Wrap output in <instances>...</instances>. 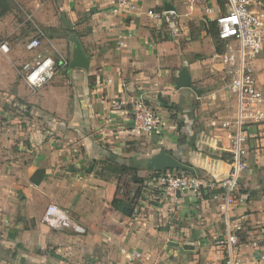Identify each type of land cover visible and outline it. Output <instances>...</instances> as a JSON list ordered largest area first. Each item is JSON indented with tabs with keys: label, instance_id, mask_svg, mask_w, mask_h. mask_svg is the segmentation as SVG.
<instances>
[{
	"label": "crops",
	"instance_id": "0c3cea01",
	"mask_svg": "<svg viewBox=\"0 0 264 264\" xmlns=\"http://www.w3.org/2000/svg\"><path fill=\"white\" fill-rule=\"evenodd\" d=\"M68 1L61 35L36 52L70 60L69 37L76 35L88 69L58 67L46 85L23 98L28 109L17 108L14 119L0 108V264H225L226 248L216 244L226 230L222 188L204 190L201 199L190 193L168 197L146 181L132 214L123 215L110 206L114 197L128 199L120 192L121 179L97 175L95 163L112 157L151 173L148 161L164 148L203 180L224 179L231 156L225 135L237 110L229 80L213 70L204 75L199 61L176 49L168 33L173 23L146 15L148 9H164L166 1L178 13L173 0H130L134 8L118 11L116 0ZM191 14L202 16L199 9ZM27 41L7 43L9 52L0 51V57L14 66L32 60L35 51L25 49ZM220 56L225 74L231 73ZM245 65L264 97V49ZM182 67L196 91L176 88ZM9 70L0 65V99L20 93L9 89L16 85L14 68ZM135 99L160 118L155 133L128 130ZM246 133L247 169L239 178L245 200L229 212L231 226L240 227L238 236L244 237L234 255L237 264H264L244 245L264 231V119L248 123ZM49 204L85 232L52 226L44 219Z\"/></svg>",
	"mask_w": 264,
	"mask_h": 264
},
{
	"label": "built area",
	"instance_id": "2783aa9c",
	"mask_svg": "<svg viewBox=\"0 0 264 264\" xmlns=\"http://www.w3.org/2000/svg\"><path fill=\"white\" fill-rule=\"evenodd\" d=\"M178 1V0H177ZM187 8L186 15L199 9L202 19L207 26L213 24L218 41L226 46L225 62L233 76L227 84V89L235 95L236 115L230 129L226 132L229 141L230 168L224 179L212 182L205 181L192 173H176L172 170L151 171L148 173L149 183L159 194L176 197L178 194H194L203 198L204 190L210 187L223 189L220 208L226 224L224 236L216 240L217 245L226 248L225 264H237L234 248L240 241L237 231L231 226L230 210L244 202L245 196L239 190V178L247 169L246 133L248 123H257L264 119V110L261 108L264 97L257 88L256 79L245 62L261 53L264 49V7L260 0H179ZM115 10L122 7L134 8L130 0H116ZM179 13L164 9L146 10L150 18L165 20L173 23L168 17ZM30 19V17L28 16ZM31 20V19H30ZM35 25V23L32 22ZM37 28V26L35 25ZM38 29V28H37ZM43 32L39 30L36 36L31 37L25 44V49L35 51L32 60L24 62L18 70L20 77L32 90L46 85L56 74L58 67H68L69 60L61 57L56 61L52 55H43L39 51ZM0 51L9 52L5 41L0 42ZM234 65V66H233ZM129 128L135 134H152L161 128L160 118L155 110L142 99L131 102L129 109ZM145 184V179L141 180ZM147 184V185H148ZM44 219L55 228L71 229L77 234H83L85 228L75 222L67 213L61 211L55 204H49L44 211ZM57 222V225L54 224ZM252 251H256L258 261L264 262V231L253 233L252 238L244 243Z\"/></svg>",
	"mask_w": 264,
	"mask_h": 264
},
{
	"label": "rangeland",
	"instance_id": "374dc122",
	"mask_svg": "<svg viewBox=\"0 0 264 264\" xmlns=\"http://www.w3.org/2000/svg\"><path fill=\"white\" fill-rule=\"evenodd\" d=\"M173 2L176 4L179 16L172 19L174 28L171 31L169 30L168 33L170 37L172 36L171 40H173L178 52L184 49L186 51L185 55H190V60L199 61L201 63L199 69L204 75H210V70H213L216 72V75H220L221 77L223 74L230 81L233 73L225 74L227 69L222 67L224 59L220 56L225 53L226 46L217 41L212 35L215 32V28L211 24L207 27L203 22L202 16L195 17L191 13L186 15L187 8L181 1L173 0ZM69 5L71 3L68 0H0V42L5 41L9 43L18 39L29 40L41 30L44 34L41 38L43 47L48 42V39L61 35L62 31L60 32L58 29L62 28V24L66 23L65 20L68 19L65 9ZM169 15L173 17L171 14ZM32 22L35 23L38 29ZM68 32H71V30ZM57 57L60 56L58 55ZM11 64L0 57V65H7L8 72H10L9 69L11 68H14L15 71L16 85L14 86L13 84L9 89L15 88L20 91L18 95L8 94L9 92H7L6 94L9 97L4 96L0 99V108L2 110L4 108L9 109V115L6 119H10L9 117L12 118V116L16 117L15 111L17 108L19 111L28 109L25 106L27 105L25 100H28L27 96L33 92L20 77L18 72L20 66L18 64H15V66L12 64L11 66ZM218 82H220L219 86L221 88L226 85L221 80ZM15 104L16 106H14ZM0 119H4L2 115H0ZM113 163L112 157L99 158L95 163V173L99 176L110 177L112 179L118 178L116 172L108 169ZM172 171L176 173L183 172L182 170ZM133 176L131 173L120 176V187L122 188L120 192L128 199L135 200L143 196L142 193L146 191L145 188L147 187V185L143 186L142 181L138 179L148 181L150 175L138 171L135 173V178Z\"/></svg>",
	"mask_w": 264,
	"mask_h": 264
},
{
	"label": "water",
	"instance_id": "95a60500",
	"mask_svg": "<svg viewBox=\"0 0 264 264\" xmlns=\"http://www.w3.org/2000/svg\"><path fill=\"white\" fill-rule=\"evenodd\" d=\"M164 9L167 11L174 10L173 5L170 2H164ZM72 43V53L68 64V69L81 68L88 69L89 58L86 55L79 38L76 35L69 37ZM176 88H191L196 91V88L191 83V76L186 67H182L176 81ZM148 167L153 171L178 169L188 173H194V169L186 165L175 157L165 151L164 148H160L159 151L153 155L148 161Z\"/></svg>",
	"mask_w": 264,
	"mask_h": 264
},
{
	"label": "trees",
	"instance_id": "16d2710c",
	"mask_svg": "<svg viewBox=\"0 0 264 264\" xmlns=\"http://www.w3.org/2000/svg\"><path fill=\"white\" fill-rule=\"evenodd\" d=\"M212 26L214 27L213 24H212ZM212 35L218 41L216 33L213 32ZM174 108H175V106H174ZM177 122L179 125H182V121L177 120ZM184 163L187 164V162H184ZM187 165H189V164H187ZM139 168H140L139 166H130V165L127 166L124 164H118V163L114 162L113 165H111L108 169L116 172L117 176H118L117 179H119L121 175L129 174V173L133 174L134 175L133 177L135 178V173L138 172ZM183 173H188V172L183 171ZM138 180L141 181L142 179H138ZM117 189H119L118 185H117ZM133 202H134L133 199H127V201H124L122 199H118L117 197H114L113 200L111 201L110 206L116 210H119L120 213H122L123 215H129L130 216L133 212V209H134V207H133L134 203ZM239 237H240L241 241H244V237L241 234H239Z\"/></svg>",
	"mask_w": 264,
	"mask_h": 264
}]
</instances>
